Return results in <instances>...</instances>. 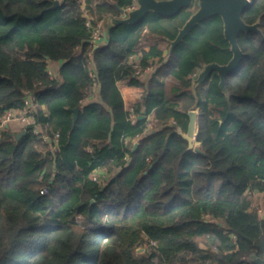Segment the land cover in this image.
Instances as JSON below:
<instances>
[{
    "label": "trees",
    "instance_id": "obj_1",
    "mask_svg": "<svg viewBox=\"0 0 264 264\" xmlns=\"http://www.w3.org/2000/svg\"><path fill=\"white\" fill-rule=\"evenodd\" d=\"M55 1L0 0V121L28 95L36 106L22 130L0 127V264H258L264 0L243 12L262 33L239 34L244 56L228 93L216 70L193 84L204 64L233 56L221 15L200 21L168 57L197 3L112 26L95 48L88 17L121 16L137 0ZM152 37L161 41L137 49ZM125 78L145 89L135 121L118 85ZM192 109L201 151L179 132Z\"/></svg>",
    "mask_w": 264,
    "mask_h": 264
},
{
    "label": "water",
    "instance_id": "obj_2",
    "mask_svg": "<svg viewBox=\"0 0 264 264\" xmlns=\"http://www.w3.org/2000/svg\"><path fill=\"white\" fill-rule=\"evenodd\" d=\"M252 0H137V6L134 9L127 10L121 8V16H110L106 21L107 32L112 26L122 23H137L143 19L149 12H157L164 15H173L184 7H188L197 3L198 7L191 17L186 21L184 26L180 29L177 37L171 40V47L168 57L174 52L177 45L192 31V29L202 20L213 15H221L224 20V32L226 38L231 43L233 56L229 62L220 64L218 62H210L204 64L199 73L195 75L194 87H197L203 82L212 71H218L221 80V88L228 93L227 76L229 73L235 71L244 56V51L239 44L238 36L242 31H258L262 33L259 23L248 24L243 18L244 10L251 4ZM60 4V0H56L54 6ZM43 12L33 16H40ZM1 77V75H0ZM75 112L74 121L78 119L80 108H73ZM190 122L188 131L179 132L189 140L190 148H195L201 151V148L196 143V136L198 130V111L192 109L189 111ZM146 115H141V118ZM26 133V130L18 134L21 137ZM138 144L136 145V147ZM259 246L262 249V255H253V261L258 264H264V239L260 242Z\"/></svg>",
    "mask_w": 264,
    "mask_h": 264
},
{
    "label": "built area",
    "instance_id": "obj_3",
    "mask_svg": "<svg viewBox=\"0 0 264 264\" xmlns=\"http://www.w3.org/2000/svg\"><path fill=\"white\" fill-rule=\"evenodd\" d=\"M137 6L134 5L130 7V9H134ZM87 25L92 28V42L94 43V47L97 48L104 42H106V21L105 20H98L97 22H93V17L89 16L87 19ZM155 69L154 65L149 66L146 71H150ZM50 72L52 70L50 69ZM34 97L35 95H28V97L25 99V109L24 110H9L6 115L3 117V119L0 121V127H4L6 125H9L11 121L18 120L19 122L25 124V127L28 125L32 124L33 121L35 120V115H34V110H35V104H34ZM131 112V119L133 121L136 120L137 118V112L135 110V107L130 108ZM153 127V122L152 120L149 119L147 123V127H145V131L147 132L148 130L152 129ZM37 133H39V129L36 130ZM59 133L56 135V140L58 141ZM141 137V135H137L134 138V142L136 143L137 140ZM45 140L47 141V137H45ZM94 178L96 180H99V175L95 174ZM49 191L48 187H43L41 189L42 193H47Z\"/></svg>",
    "mask_w": 264,
    "mask_h": 264
},
{
    "label": "crops",
    "instance_id": "obj_4",
    "mask_svg": "<svg viewBox=\"0 0 264 264\" xmlns=\"http://www.w3.org/2000/svg\"><path fill=\"white\" fill-rule=\"evenodd\" d=\"M160 41H161V39L159 37H152L151 39H143L139 43L137 49L138 50H140V49H148V48H150V46L153 43H157V42H160ZM139 55L140 54H137V55L132 56V60L131 61H134L135 59H137L139 61V58H140ZM137 60H135V61H137ZM60 66H61V63L60 62H53L51 64V68L50 69L53 72L54 71L57 72ZM151 71L152 70L148 71L146 77L144 76L143 78L144 79H147L148 77H150L153 74ZM118 85H119V87H120V89L122 91V94H123V97H124V100H125V104H126V107L128 109H130L131 107H133V105L135 103H137L143 97V94H144V91H145L144 87L132 85L129 78H125V79L120 80L118 82ZM95 98L98 99V95ZM22 124L23 123H21L19 121L18 122H12V123H10V125L14 129L16 128L15 130H17V128L18 129L20 128L19 130H22L23 128H25V126H23Z\"/></svg>",
    "mask_w": 264,
    "mask_h": 264
},
{
    "label": "rangeland",
    "instance_id": "obj_5",
    "mask_svg": "<svg viewBox=\"0 0 264 264\" xmlns=\"http://www.w3.org/2000/svg\"><path fill=\"white\" fill-rule=\"evenodd\" d=\"M105 21H107V20H105ZM106 28H107V27H106ZM135 60H137V59H135ZM135 60H134V61H135ZM137 61H138V60H137ZM137 61H135V62H137ZM154 71H155V69H153L151 72L153 73ZM12 122H18V120L11 121L10 123H12ZM152 122H153V127H154V120H153V119H152ZM22 125L25 126V124H22ZM15 129H16V128H15ZM19 129H20V128H19ZM19 129L17 128L18 131H19ZM43 148H44V147H43ZM262 198H263V196H262L261 193H257L256 195H254V200H255V202H256L257 204H260V203H261ZM201 245H202V246H205L206 244H205L204 242H202ZM138 251H139V252H142V251H143L142 247L139 248ZM186 264H196V262H194V261H192V259H190Z\"/></svg>",
    "mask_w": 264,
    "mask_h": 264
}]
</instances>
